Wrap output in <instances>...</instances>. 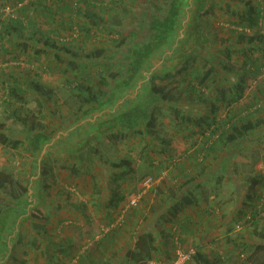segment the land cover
<instances>
[{
	"label": "rangeland",
	"instance_id": "obj_1",
	"mask_svg": "<svg viewBox=\"0 0 264 264\" xmlns=\"http://www.w3.org/2000/svg\"><path fill=\"white\" fill-rule=\"evenodd\" d=\"M15 1L17 0H0V36H3L2 39L0 37V45L6 49V52H0V125H2L0 131L5 132L10 140L17 138L21 142L15 148L9 147L7 144H0V171L10 175L14 180L19 179L26 185L27 181L38 175L40 169L45 166L48 170V177L45 178V181L49 183L46 190L50 197L61 199L60 201L64 204L69 203L70 199L71 202H74L77 198L63 191L64 189L60 188L62 184L68 186L75 182L76 185L78 182L84 183L98 178L97 174L86 173L83 169L86 162L81 161L82 159L75 162L65 152L68 147L69 149L76 147V143H80L79 146L90 145L88 149L85 148V153L81 152L79 156L95 158L104 168L103 175L100 173L104 180H106V164L111 167L112 161H119L126 155H128L126 159H129L134 166L139 161V175L149 171L142 175L153 179L148 188L152 186L158 176L164 175L165 180L162 184L167 180V173L162 172L166 161L162 156L165 157L166 151L173 146L161 144L159 140L162 138L169 141V136L166 134L173 132L174 123H171V119L172 121L175 119L173 109L167 108L165 104L156 105L157 108L153 109V124L149 127L153 133L147 131V125L140 128L123 129L112 128L106 123V132L94 137L92 134L87 136L91 129L88 124L84 123L88 121V117L91 118L95 113L91 109L92 105V108L106 107L107 105L113 108L120 104L124 97L130 98L126 100L130 103L127 108L138 105L142 96L139 98L136 93L139 88H144V81H149L147 75H151V71L159 67L161 69L158 73H163L161 72L163 70H171L176 63L180 65L184 59L189 61L186 71L176 74L175 77L168 76L164 80L155 78L151 81L150 79V85L156 83L175 94L184 88L186 81H193L196 72L202 71L203 66L207 64V57H212V61L216 64L222 59L224 63L231 64L234 69L235 65L243 67L242 52L243 55L247 53L253 57L260 53L259 47L256 48L247 43V39L243 41L242 50L233 48L237 46L236 40L239 33L241 34V31L233 24L239 22V14L245 9L247 2L258 9L264 6V0H189L190 4H187V0H169L168 5L167 0H94L92 11L98 15L97 21L100 22L98 24H93L82 10L79 13L76 12V7L80 5L79 0H64L70 10L67 7H60L55 0H43L46 7H50L53 11L52 17L47 16L48 18L38 16L32 11L33 6L27 5L32 0H19V3L16 4ZM24 3L26 6L21 10ZM180 5L184 6L187 11H185L181 23L178 24L179 21L175 23L173 15L170 13L178 9ZM15 17L22 18L23 22L17 32L9 26L10 22L15 23V21L13 22ZM114 19L118 20V23H115ZM170 20L173 24L172 27H170ZM35 26L46 33L36 37H41V39L48 37L55 43V48L41 51L38 54L34 52L32 44L29 45L26 40L30 34L36 35V30L32 32V28L35 29ZM85 27L89 29L88 34L84 31ZM175 28L176 31H174ZM258 29L264 33V16L259 21ZM246 32V35H250L249 30ZM12 33L19 36L20 40L8 38ZM164 43H166V47L163 49L161 46ZM37 45L41 44L37 42ZM65 46L75 55H71L70 50H66ZM79 48L84 53L98 50L101 56L94 59L84 58L78 54ZM226 52H230L231 59H227ZM190 58L193 59L190 60ZM72 63L75 66H72ZM157 64L159 65L157 66ZM237 69L239 70V67ZM239 71L243 73L245 68H241ZM132 72H136L133 77ZM99 74L109 78V82L100 85L97 82ZM187 74L188 78L182 79V76ZM258 75L248 76L243 82L245 87L248 88L258 82L261 83L262 79L264 80V67ZM221 76L217 77L216 74H213L211 86L228 88V81ZM80 79H84L85 85L90 86L96 94L97 100L94 104H81L78 95L71 89L72 85ZM30 81L40 85L39 98L36 97L37 94L34 95L33 90L29 89ZM13 85L19 88L15 96L9 95ZM118 86L122 89L115 92ZM213 88L203 91L202 95L210 99L215 93ZM47 89L50 90L48 93L45 92ZM233 89H227L226 99L235 96ZM248 90L246 89V91ZM246 91L244 90V92ZM179 94L181 101H184L183 95L185 97L187 95L183 92ZM103 95L105 96L101 97ZM112 95L113 99L106 101V97H112ZM199 98L197 100L200 102ZM242 98L235 103L231 101V103L219 107V119L226 118V115L233 110L242 115L245 106L238 103L244 101ZM245 98L248 97L245 96ZM256 101L258 105L260 104V109L257 114L255 112L253 118L259 117L260 113L262 115V110H264V97L257 96ZM199 102L196 105H199ZM109 107H106V111ZM179 107L177 110L179 113L184 111V105ZM22 117L26 119L27 125L33 130H28L25 125L24 132L27 130L32 133L31 135H21L18 131L20 126L16 122V118ZM85 118L87 119L83 121ZM123 119L127 121L129 117H123ZM38 128L43 133L41 135L45 140L40 144H37L38 140H36V149H34L32 143L33 139H37L39 135ZM180 129L181 132L186 130L184 126ZM87 137L89 138L87 139ZM218 145L221 147L220 144ZM230 156L228 162L223 161V171L220 176L224 182V195L233 190L234 181L247 179L253 175V172L264 166V132L248 134L237 151L231 153ZM149 159L150 161L159 160L163 163L151 162L150 164ZM86 161L87 165L91 162L90 159ZM203 164L199 162V168ZM160 170V173L157 172ZM124 173L126 174L125 171ZM157 174L158 176H155ZM211 179L213 177L206 179V183ZM112 183L114 182L112 181ZM126 187L128 188L124 192L129 189L127 195L132 194V197L136 198L138 195L136 186H132L129 182ZM196 187H200V184H197ZM160 188L163 187L160 186ZM170 192H173V195L176 194L174 189H170ZM156 193L158 206L155 203V207L162 208L166 204L163 199V195L166 193L162 192L161 196V190ZM66 197H70V199ZM9 199L8 186L1 187L0 208L2 206L6 208L0 211V233L11 230L15 231L14 236L17 235L20 238L17 240V238L13 239V237L4 235L6 239L11 238L9 246L12 245L13 248L10 251V256H5L6 259L0 257V259L3 258L1 264H24L22 260L25 261V264H33V260L26 263L28 255L24 252V248L26 251V246H31V256L33 257L34 253L35 258L38 259L40 246H44L45 250L55 249L57 247L55 244L60 243V240L55 239L61 237V232L56 233L57 227L51 226L42 231L43 228L39 224L44 222L49 224V220L42 214L40 215L42 207L34 208L29 215H21L16 222L17 226L11 224L13 221L10 220L11 218L9 219V216L13 207L9 208V205L12 204V200ZM125 204L132 205L129 204V198ZM153 213L156 211H151L152 215ZM149 216V214H145L146 218ZM155 219L156 221L153 220L152 225H149L144 231L152 230L160 234L159 243L161 241L163 243L159 245L163 249L156 248L149 260L157 264H165L171 260L175 248L170 240V230L167 225L169 223H164L163 214ZM128 222L132 234L138 231L137 227L141 221L131 220ZM121 224L118 225L121 226ZM50 225H53L52 222ZM62 229L71 231L70 227ZM34 232L47 240L45 244L33 236ZM2 237L0 236V243ZM157 238L158 235L154 234V240ZM49 241L54 242V245H50ZM28 243L31 245L29 246ZM1 249L0 247V251ZM49 253L46 254V259H52L54 250L50 257ZM161 256L163 258H160ZM146 261L144 260L141 264H147Z\"/></svg>",
	"mask_w": 264,
	"mask_h": 264
},
{
	"label": "crops",
	"instance_id": "obj_2",
	"mask_svg": "<svg viewBox=\"0 0 264 264\" xmlns=\"http://www.w3.org/2000/svg\"><path fill=\"white\" fill-rule=\"evenodd\" d=\"M255 86L256 84L248 88L245 87V91L249 89L250 93L249 90L244 92V101L238 102L240 105L244 106L251 103L250 97H254L253 101L256 100L257 95L255 93L257 89ZM245 96L248 98H245ZM146 98L149 100L148 95ZM92 107L93 105L91 109L95 111L94 115L91 118H85L83 121L87 119L88 121L84 123L88 124L91 129L87 136L92 134L96 137L106 132V116H104L106 107ZM151 107L152 102L149 104V109ZM125 109H127V106L123 110ZM142 122L144 123L137 115L132 120L134 125L140 126ZM119 123L126 124L127 121ZM119 128L127 129L121 126ZM131 128L133 127L128 129ZM172 130V134L167 133L166 135L169 136L170 142L168 144H171L169 146L173 147L166 151L165 157L162 156L166 160L162 172L167 173V180L163 184L164 175L158 176L157 174L155 176L158 177L155 178L154 185L152 184L149 188L143 187L141 179L144 176L142 175L149 171L139 175V161L136 162L135 166L130 162V168H113L106 164V180H104L102 176L104 168L95 158L85 155L79 156L81 152L84 154V150L90 147L89 144L79 146L80 143H76V147L72 149L68 147L65 152L75 162L80 159L84 163L86 162L85 167L82 164L83 169L86 173L97 174L98 178L84 183L78 182L76 185L75 182L68 186L61 185L60 188H63V191H66L69 195H74L77 198L76 201L71 202L70 197H66L70 200L69 203L64 204L60 201L61 199H58V201L50 197L48 190L43 189L42 181L38 178V175L33 176L28 185L27 193L33 197L32 205L39 209L42 207L40 212L49 220V224L44 222L40 223L39 226L42 228L46 225L45 230L49 229V226L57 227L56 233L61 232V237L55 239L60 240V243L55 244L57 249L45 250V247L41 245L38 251V259L35 258L34 253L33 257L31 256V246H26V251L24 248V252L28 255L26 256L28 258L26 263L33 260V264H132L130 253L134 249L136 240L149 225H152L153 220L156 221L155 218L162 214L164 223H169L167 224L169 227L172 225L178 226L177 232L185 247L192 246L207 258L219 259L220 262H217V264H239L241 258L244 259V255L249 253L247 248L243 249L242 247H249V245L260 241L264 242V218L254 217L242 228H234L235 222L241 217L240 215L243 216L249 213L257 198L264 196V166L253 172V175L249 178L242 177L244 178L242 181H234L233 190L224 195V182L220 177L223 171L221 163L222 148L215 145L210 151L204 152V159L202 160L204 164L199 168L198 159L200 154L197 152L201 151L203 137L196 135L197 137L193 138H182L186 130L178 134L173 127ZM259 132H264V127ZM193 140H196V142H193ZM88 159L91 162L87 165L86 160ZM149 162L150 164L151 162L163 163L159 160L150 161V159ZM91 166L92 168H90ZM119 172L123 174L117 177ZM157 172L160 173L161 170ZM211 177L213 179L206 183V179ZM114 178L116 179L114 180ZM129 182L132 186H136V190H138L137 200L131 206L125 204L128 198L130 200L133 196L132 194L127 195L129 189L124 192L128 188L126 186ZM159 182L161 183L159 184ZM197 184H200L199 189L196 187ZM160 186L163 188H160ZM170 189H174L176 194L173 195ZM160 190V196L163 194L162 192L166 193L163 195L166 204L162 208L155 207L156 204L158 206L156 191L160 192ZM186 192L192 196V202L182 204L176 216L171 221H166L167 209L179 198L178 196ZM160 196L158 195V197ZM115 200H119L116 206L112 204ZM151 211H156V213L152 215ZM145 214L150 216L146 218ZM131 220L141 221V226L137 227L138 231H135L134 234L128 227V221ZM51 222L53 225H50ZM118 224H121V226ZM66 227H70L71 231L62 229ZM149 232L152 233L153 237L154 234L158 235L153 244L156 248L163 249L159 245L163 243V241L159 243L160 234L152 230ZM4 234L5 232H1L0 236L2 237ZM33 236H36L39 242L44 244L47 241L42 236H38L36 232L33 233ZM49 242L50 245H54V242ZM53 250L52 259H46V254L50 252V257ZM1 251L0 257H4ZM2 259H0V264Z\"/></svg>",
	"mask_w": 264,
	"mask_h": 264
},
{
	"label": "trees",
	"instance_id": "obj_3",
	"mask_svg": "<svg viewBox=\"0 0 264 264\" xmlns=\"http://www.w3.org/2000/svg\"><path fill=\"white\" fill-rule=\"evenodd\" d=\"M55 1L59 3L60 7H63V8L67 7L64 0H55ZM17 2L19 3V0L15 1V4ZM79 2H80L79 3L80 5L76 7V12L79 13L80 10H82L85 16L88 17V19L91 20L93 24L100 23L97 21L98 15H96L92 11V6L95 1L94 0H79ZM168 2L169 0H167V5H168ZM45 4L46 3L43 0H32L30 1V3L29 2L27 3V5L33 6L32 11H34V13H36L38 16L52 17V14H53L52 9L50 7H46ZM187 4H190L189 0H187ZM246 4L247 6L245 7V9L241 11L239 14V20H238L239 22L233 24L238 30L241 31V34L239 33V36L236 40L237 46L233 48L242 50V48L244 47L243 41L247 39L248 41L247 43L252 44L256 48L259 47L260 53L258 55L253 57L252 55H249L247 53H244L243 55V52H242L241 62H242L243 67H241L240 65H235L236 68L234 69L231 64L224 63L222 59L219 63L216 64L214 61H212V57H207L206 58L208 60L207 64L203 66L202 71L196 72L193 76V81H190V80L186 81V85L184 86V88L175 94L169 91V89H165L161 85L159 86L156 83L150 85L151 84L150 82L154 80L155 78H158L159 80H164L168 76L175 77L176 74L182 71H186L189 61L187 59H184L180 65L176 63V65L173 68H171V70L161 71L163 73H158L161 67H159L158 69L154 68L155 70L151 71L152 74L147 75V77H149V81H144L143 83L145 89L139 88V91H137L136 93L139 95V98L142 96L140 98L141 102L138 106L135 105L133 107L123 110L126 106L127 107L130 106L129 101H126L130 98L126 99L125 97L122 99L120 104L115 106L116 108L115 107L111 108L109 107V105H107L109 107V109H107L106 111V116H107L106 123H108V126L112 128H119L120 126L125 127V128H129V127L140 128V127H143L144 125H147L148 126L147 131L149 133H153L151 132V129H149V127L153 124V119H154L153 109L157 108L156 105L165 104L167 108H170V109L172 108L173 111L175 112V119H173V121L171 119V123H174L173 128L177 134L181 132L180 127L183 128L184 126L186 128V133L182 135V138L183 137L193 138V137H197L196 135H200L201 137H203L204 140L201 145L202 146V148L200 149L201 151L197 152L198 154H200V157L198 159L199 162H203L202 160L204 159V152H206L207 150L210 151L211 149L214 148L215 145L219 146L218 144H220L221 148H223V151L221 154V163L224 164L223 161L228 162L229 161L228 158L230 154L237 151L240 144L242 143V141H244V138H246L248 134L259 132L261 128L264 127V123H263L264 122V110H262L263 111L262 115L259 112L260 113L258 114L259 117H254V118L252 117L254 116L255 112L257 114L258 110L260 109V106H259L260 104L258 105V102L255 103L256 100L253 101L254 97L249 98L250 101H252L251 103H247L244 105L245 106L244 113L242 115H240V113L235 112L236 110H233V111H230L226 115L227 116L226 118L219 119L218 117L219 107H221L223 104L225 105L229 104L231 103V101L234 103L235 101H239L244 95L243 93L245 90V85L243 82H245V79L248 76L258 75L261 69L264 67V33L259 31L258 29L259 21L264 16V14H262L264 13V6H261L260 8L256 9L255 6L252 5L251 3L247 2ZM25 6L26 4L22 7L21 10H23ZM185 11L187 10L184 9V6L180 5L178 9L174 10L172 13L170 12L169 13L173 15V18H174L173 21L175 23L179 21L178 24H180L181 23L180 21L183 19V16L185 15ZM169 13H167V15L170 16ZM21 19L22 18L20 17H17V18L15 17L13 19V22L15 21V23H12V22L9 23V26L11 27L12 30H15V32L18 31L20 25H22L23 23ZM114 22L118 23V20L114 19ZM170 23H171V20H170ZM181 25H184V24H181ZM172 26L173 24L171 23L170 27ZM34 30H36V33H35L36 35L33 36L34 33L30 34L26 41L29 45L32 44L31 46H33V50L35 53L38 54L41 51L49 50L50 48H55V45H54L55 43L51 41L48 37L45 39H41V37L39 38L36 37L37 35L46 34L42 30H40L38 26H35V29L32 28V32H34ZM246 30H249L250 35H246L247 33ZM84 31L88 34L89 29L85 27ZM174 31H176V28L174 29ZM172 32H173V29H172ZM0 37L2 39L3 36L1 35ZM8 38H11L12 40L14 39L16 41L20 40V37L13 35V33ZM37 42H39L41 45H37ZM161 47L164 49V47H166V43H164ZM66 50H70V49L67 48ZM0 52H6V49L3 45H0ZM69 52H71V50ZM70 54L75 55L74 52H71ZM78 54L88 59L97 58L99 57V55L101 56L100 51L98 50L91 51L89 53H84L82 52L80 48L78 50ZM226 57L228 60L231 59L230 52H226ZM192 59L193 58H190V60ZM158 65L159 64H157V66ZM72 66H75V64L72 63ZM238 67H239V70H241V68L243 69L245 68V71H243V73H240V71L237 69ZM132 73L131 75L133 77L136 72H132ZM213 74H216L217 77L222 75L221 78H224L225 80L228 81L229 83L228 88L229 89L234 88L233 89L235 93L234 97L230 99L229 98L226 99L227 98L226 93L228 89L227 87L220 88L216 86H211ZM142 76L145 77L146 75H142ZM186 78H188V74L185 76H182V79H186ZM254 78L256 77L254 76ZM216 81L218 82V80ZM97 82L100 85H105L109 82V78L104 77L103 75L99 74L97 78ZM147 83L149 84L150 87L148 86ZM39 86L40 85H38L37 82H33V81L29 82V89L33 90L35 96L37 94L36 97L39 96L38 94ZM139 87H140V84H139ZM212 87H214L213 89L215 93L213 97H210V99L209 98L207 99L206 96L202 95V92H203L202 90H208L209 88L211 89ZM255 87L257 89V92L255 94L258 97L259 96L264 97V80L262 79L261 83L258 82ZM71 89L73 90V92H75L78 95V98L82 102L81 104L92 105L97 100L96 94L94 93V91L92 90L90 86L85 85L84 79H80V81L72 85ZM121 89L122 87L118 86V89H116L115 92H118V90H121ZM18 90L19 88L16 85H13L10 88L9 95L15 96ZM49 91H50L49 89L45 90L46 93H48ZM180 92H183L184 94L187 95L186 97L183 95V97L185 98L184 101H181L182 99H180V94H179ZM147 95L149 97V100L146 98ZM104 96L105 95L101 97H104ZM198 98L200 99V102L197 100ZM112 99H113V95L112 97H106V101H110ZM39 102L41 103V101ZM151 102L153 104H152V107L149 109V104H151ZM197 102H199V105H196ZM181 105H184L185 109L182 108L184 111H181V113H179L177 110L180 108L179 106ZM204 109L206 110L204 111ZM124 113L125 115H123ZM136 115L140 120L144 121V123L143 122L141 123L143 125L140 124L139 126V125H134L132 123V120L134 119ZM123 117L124 118L129 117L126 124L119 123L122 121H126L125 119H123ZM120 119H122V121H120ZM16 122L20 126L19 127L20 129L18 131H20L21 135L23 134L31 135L32 134L27 130H25L24 132L23 127L27 125L26 119L24 117L16 118ZM27 128L28 130L33 131L30 129L29 125H27ZM11 131L16 132L15 130H11ZM37 131L39 135L37 136V139H33V143H32V147L34 149H36L35 148L36 140H38L37 144H40L43 140H45L43 135H41L43 133L40 131L39 128ZM163 140L164 139L160 138L159 142L161 144L165 143L167 145H168V142H170L168 140L166 141L164 140L165 141L164 142ZM20 142L21 140L17 138L10 140L5 132L0 131V144H3V145L7 144L9 147L15 148L18 146ZM193 142H196V140L195 141L193 140ZM110 165L113 168H130V161L126 158H123V159H120L119 161H112ZM71 167L73 168L74 166H71ZM47 171L48 170L44 166L40 169L39 174H38V178H40L41 180H44L42 181L44 190H46L49 186V183L45 181V178L48 177ZM117 174H118L117 177H120L123 173L119 172ZM30 181L31 180H28L26 185H24L23 183H21L19 179L14 180L11 178L10 175L4 174L0 171V188L4 186H8L9 197H10L9 200L10 201L12 200V204L9 205V208L13 207L12 208L13 210H11L12 214L10 213L9 219L11 218L10 220L13 221L11 224L13 225H16V222L18 218L21 217V215H26V214L29 215V213H32L31 210L35 208V205H32L33 204L32 195L27 193L28 185ZM28 197H30V199H28ZM178 197L179 198L175 200L170 205V207L167 209V215L165 219L166 221H171V219L175 217L178 211L180 210L181 205L190 204L193 199L191 198L192 196L190 195V193H187V192L183 193L181 196H178ZM261 200H264V196H260L259 198H257L254 207L249 210V213L243 216L242 214L240 215L241 217L235 222L234 228L237 224H239L240 228H242L244 225L250 222L254 217H258L260 219L264 218V216H259L257 212V204ZM118 202L119 200H115V202L112 204H115L116 206ZM3 208H6V207L2 206L0 208V211ZM41 214L42 213H40V215ZM246 215H249L250 218L248 221L243 222L244 217ZM177 227H178L177 225H174V226L172 225L171 227H169L170 231L169 230L168 231L170 232V240L172 241L174 248L176 246V243H179L181 247H185L183 245L182 238L179 236L177 232ZM42 228H44L45 230V226H43ZM10 231L11 230L5 231L4 235H7L8 237L10 236L11 238L13 237V239L17 238V240L20 238V237H17V235L16 236L13 235L15 231H11V232ZM4 235L2 237L3 239L1 240L0 247L2 248L1 254L4 256V259H6L5 256L7 257L10 256L9 254L13 246L12 245L9 246V242H10L9 240H11V238L6 239ZM153 242H154V237L152 236L151 232H143L139 235L138 239L135 242L134 249L130 253V260L132 264H135V263L141 264L144 260L146 261V260H149V258H151L152 252L156 250V247L153 244ZM28 245L30 246L31 244L28 243ZM188 247H192V246H188ZM192 248L194 249V253L190 256V259L185 262V264H217V262H220L219 259L214 260V259L207 258L202 253L197 252L194 247ZM242 248L243 249L247 248V251H249V253L244 256V259L241 258V261L239 262V264H264V242L263 241L249 245V247L245 246ZM173 250H174V253L171 256V260L175 256V249ZM22 263L25 264V261L22 260Z\"/></svg>",
	"mask_w": 264,
	"mask_h": 264
},
{
	"label": "built area",
	"instance_id": "obj_4",
	"mask_svg": "<svg viewBox=\"0 0 264 264\" xmlns=\"http://www.w3.org/2000/svg\"><path fill=\"white\" fill-rule=\"evenodd\" d=\"M262 14H264V13H262ZM152 181H153V179L148 176V177H144L142 179V182L141 183H142L143 187H148L149 184H151ZM135 202H136V198H134V197H132L129 200V204H132L133 205V204H135ZM257 212H258V215L259 216H264V200H261L257 204ZM249 218H250L249 215L245 216L243 222L248 221ZM235 228L236 229H239L240 228L239 224H237L235 226ZM193 253H194V249L192 247H181L179 245V243H176V246H175V256L167 264H185V262L190 259V256ZM146 263L147 264H157V263H155L154 261H151V260H147Z\"/></svg>",
	"mask_w": 264,
	"mask_h": 264
}]
</instances>
